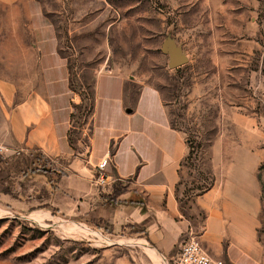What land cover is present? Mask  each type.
I'll return each mask as SVG.
<instances>
[{
	"label": "crops",
	"instance_id": "1",
	"mask_svg": "<svg viewBox=\"0 0 264 264\" xmlns=\"http://www.w3.org/2000/svg\"><path fill=\"white\" fill-rule=\"evenodd\" d=\"M2 35L0 146L7 152L0 155V219L129 234L165 264L192 230L222 264H264V178L253 141H213L219 148L210 153L214 180L184 209L180 180L189 149L156 90L101 74L89 142L77 147L69 140L67 82L56 52L26 43L17 27ZM22 158L32 160L29 170L20 171ZM43 163L63 176L48 179L39 172ZM114 188L121 192L109 203Z\"/></svg>",
	"mask_w": 264,
	"mask_h": 264
},
{
	"label": "rangeland",
	"instance_id": "2",
	"mask_svg": "<svg viewBox=\"0 0 264 264\" xmlns=\"http://www.w3.org/2000/svg\"><path fill=\"white\" fill-rule=\"evenodd\" d=\"M11 27L26 43L56 52L67 82L70 144L89 142L97 79L110 73L156 90L171 125L184 133L182 208L214 180L213 141H253L264 178V0H0V40ZM172 47L185 61L177 68ZM16 162L24 171L32 160ZM261 203L264 233V179ZM63 223L0 219V264L166 262L129 234Z\"/></svg>",
	"mask_w": 264,
	"mask_h": 264
},
{
	"label": "built area",
	"instance_id": "3",
	"mask_svg": "<svg viewBox=\"0 0 264 264\" xmlns=\"http://www.w3.org/2000/svg\"><path fill=\"white\" fill-rule=\"evenodd\" d=\"M6 152L7 151L0 146V155H5ZM21 154L22 150L14 151V155L16 156H20ZM107 164V159H103L97 166L100 171V182H103L105 179L103 171ZM171 264H222V262L213 259L203 248L199 234L189 230L177 254L173 257Z\"/></svg>",
	"mask_w": 264,
	"mask_h": 264
},
{
	"label": "trees",
	"instance_id": "4",
	"mask_svg": "<svg viewBox=\"0 0 264 264\" xmlns=\"http://www.w3.org/2000/svg\"><path fill=\"white\" fill-rule=\"evenodd\" d=\"M39 172L45 175L48 179L52 180L53 182L57 181L60 177L63 176V173L61 171L48 168L45 163L41 165ZM120 192H121L120 189L114 188L112 193L106 197L107 201L109 203L114 202L116 197L120 194Z\"/></svg>",
	"mask_w": 264,
	"mask_h": 264
},
{
	"label": "water",
	"instance_id": "5",
	"mask_svg": "<svg viewBox=\"0 0 264 264\" xmlns=\"http://www.w3.org/2000/svg\"><path fill=\"white\" fill-rule=\"evenodd\" d=\"M184 58L180 48L172 47L170 49V63L172 67L177 68L184 64Z\"/></svg>",
	"mask_w": 264,
	"mask_h": 264
}]
</instances>
